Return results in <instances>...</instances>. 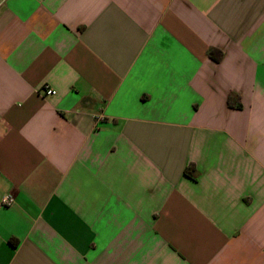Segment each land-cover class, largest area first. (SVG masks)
I'll return each mask as SVG.
<instances>
[{
  "label": "crops",
  "instance_id": "0c3cea01",
  "mask_svg": "<svg viewBox=\"0 0 264 264\" xmlns=\"http://www.w3.org/2000/svg\"><path fill=\"white\" fill-rule=\"evenodd\" d=\"M0 264H264V0H0Z\"/></svg>",
  "mask_w": 264,
  "mask_h": 264
},
{
  "label": "built area",
  "instance_id": "2783aa9c",
  "mask_svg": "<svg viewBox=\"0 0 264 264\" xmlns=\"http://www.w3.org/2000/svg\"><path fill=\"white\" fill-rule=\"evenodd\" d=\"M43 91H44V93H46V95H54V94H56V90L51 88L49 85L44 86ZM98 118H99V120H103L104 119V117L102 115L99 116ZM14 202H15V196L12 193L6 194L3 197V203L4 204L11 205Z\"/></svg>",
  "mask_w": 264,
  "mask_h": 264
},
{
  "label": "trees",
  "instance_id": "16d2710c",
  "mask_svg": "<svg viewBox=\"0 0 264 264\" xmlns=\"http://www.w3.org/2000/svg\"><path fill=\"white\" fill-rule=\"evenodd\" d=\"M215 53H218L217 55ZM221 50H217V49H210L209 50V54L214 57V59L218 60L221 57ZM186 172L189 173V168H187Z\"/></svg>",
  "mask_w": 264,
  "mask_h": 264
}]
</instances>
